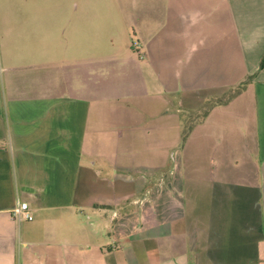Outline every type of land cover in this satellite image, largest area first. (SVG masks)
I'll use <instances>...</instances> for the list:
<instances>
[{
	"label": "crops",
	"instance_id": "1",
	"mask_svg": "<svg viewBox=\"0 0 264 264\" xmlns=\"http://www.w3.org/2000/svg\"><path fill=\"white\" fill-rule=\"evenodd\" d=\"M263 57L264 0H0V264H264Z\"/></svg>",
	"mask_w": 264,
	"mask_h": 264
},
{
	"label": "rangeland",
	"instance_id": "2",
	"mask_svg": "<svg viewBox=\"0 0 264 264\" xmlns=\"http://www.w3.org/2000/svg\"><path fill=\"white\" fill-rule=\"evenodd\" d=\"M42 20L45 23H51L54 20V13L50 12V11L44 12L42 15ZM60 20H61V18H60ZM48 27H49V25H46L45 30ZM121 73L122 74H120L119 72H110L109 75L106 78H104L103 81L105 82V84H107L109 86L113 85L115 87H121L125 83H127V79H129L131 77L129 73L125 74V72L123 73V71ZM147 83H148L147 81H144V84L140 85L139 87L148 91V84ZM144 100H147V99H144ZM210 100L211 99L207 100L202 106H200L196 110H188V109H184V108H179L177 105H175V106L172 105L169 108H167L165 111L169 112L171 115H173V118L174 117L179 118V116L180 117L186 116V117H189V120L191 119V122H196L197 120H199L200 118H202L204 116V112L207 111V109L210 106V103H209ZM182 129H184V126ZM181 132H182V130H181ZM180 138L178 137V140L172 141L173 147H172V151H171L170 164H168L169 167H173L176 162L179 165V159H180V154H179L180 146L179 145L183 142L185 137H184V135H180Z\"/></svg>",
	"mask_w": 264,
	"mask_h": 264
},
{
	"label": "trees",
	"instance_id": "3",
	"mask_svg": "<svg viewBox=\"0 0 264 264\" xmlns=\"http://www.w3.org/2000/svg\"><path fill=\"white\" fill-rule=\"evenodd\" d=\"M263 66H264V57H263V60L261 62V67H263ZM242 88L243 87L240 86L238 88L229 90L225 95H223L221 97L212 98L210 100V102L208 101L210 103V106L207 109V111L204 112V116L203 117H205L209 113V111H210V109L212 107H215L217 105H220V104H223L225 102L230 101L232 98H234L242 90ZM193 125H194V122H191L190 121L189 124L187 125V128L185 129V135H184V137L187 136V134L190 132V130L193 127Z\"/></svg>",
	"mask_w": 264,
	"mask_h": 264
},
{
	"label": "built area",
	"instance_id": "4",
	"mask_svg": "<svg viewBox=\"0 0 264 264\" xmlns=\"http://www.w3.org/2000/svg\"><path fill=\"white\" fill-rule=\"evenodd\" d=\"M13 216L19 222L22 221L31 222L34 219L28 203H19L13 211Z\"/></svg>",
	"mask_w": 264,
	"mask_h": 264
}]
</instances>
